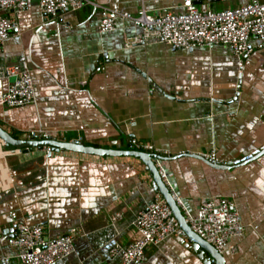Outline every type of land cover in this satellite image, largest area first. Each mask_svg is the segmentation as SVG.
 I'll list each match as a JSON object with an SVG mask.
<instances>
[{
  "label": "crops",
  "instance_id": "obj_1",
  "mask_svg": "<svg viewBox=\"0 0 264 264\" xmlns=\"http://www.w3.org/2000/svg\"><path fill=\"white\" fill-rule=\"evenodd\" d=\"M89 1L132 15L181 13L185 2ZM252 1L193 0L215 12ZM101 18L89 4L50 19L39 0H30L17 16L18 30L0 47V68L29 71L35 102L6 107L11 81L1 80L0 128L21 141L35 131L102 149L133 141L153 146L194 211L211 198L237 205L246 231L233 241L238 254L225 255L227 264H264V49L240 60L221 46L127 48L141 30L119 19L114 32L103 34ZM45 148L7 157L0 142V264L3 257L16 261L9 240L17 222L45 223L50 238L79 229L76 253L59 264L111 263V249L136 238L135 216L158 193L153 175L134 157L49 155ZM213 153L220 165L250 160L218 169L205 158ZM117 214L123 217L114 221ZM137 264L204 261L188 237H172Z\"/></svg>",
  "mask_w": 264,
  "mask_h": 264
},
{
  "label": "built area",
  "instance_id": "obj_2",
  "mask_svg": "<svg viewBox=\"0 0 264 264\" xmlns=\"http://www.w3.org/2000/svg\"><path fill=\"white\" fill-rule=\"evenodd\" d=\"M29 2L30 0H0V47L18 30L17 16L27 8ZM39 4L43 14L50 19H58L62 14L79 11L92 4L100 9V32L103 34L114 32L119 19L129 21L141 32L127 42V48L151 43L186 50L221 46L230 49L240 60L264 49V3L259 0L220 12L200 10L193 0H185L184 11L181 13L168 10L159 15H153L146 9L132 15L90 3L89 0H39ZM253 39L258 43L252 44ZM1 80L11 81L3 96L6 107L14 109L34 104L35 87L29 71L18 65L0 68ZM27 137L29 140L51 139L48 134L35 131ZM0 142L6 145L4 141ZM131 144L155 157L153 161L162 182L191 230L212 245L219 254L236 257L238 248L233 241L245 234L246 227L235 202L228 198H211L203 201L194 211L166 169L163 155L156 152L153 146H141L137 141ZM45 149L49 155L53 153L52 148ZM21 152L7 151L3 155L15 156ZM205 158L214 162L217 160L214 153ZM122 217L123 215L117 214L113 220L118 221ZM133 226L136 238L127 246L113 247L109 264L142 263L147 259L150 249L172 237H186L161 193H157L155 199L137 213ZM79 231L75 228L69 233L50 238L45 223L29 226L17 222L15 233L9 240L11 248L17 251L16 261L3 257L1 264H59L76 253Z\"/></svg>",
  "mask_w": 264,
  "mask_h": 264
},
{
  "label": "water",
  "instance_id": "obj_3",
  "mask_svg": "<svg viewBox=\"0 0 264 264\" xmlns=\"http://www.w3.org/2000/svg\"><path fill=\"white\" fill-rule=\"evenodd\" d=\"M0 140L6 143L5 148L7 150L22 149L25 153L29 151L32 152L34 149H44L45 147H50L53 149V151L62 150L102 158L134 157L141 160L142 163L146 165L148 171L153 175L156 184V190L158 191V193H161L163 195V197L171 207L176 219L179 221L181 227L185 231L186 237L189 238V243L191 244L192 248L199 254V257L202 261H204V264H227L225 256L219 254L212 245L206 243L200 237H198L186 223L181 210L178 208L168 189L162 182L156 165L153 161L155 157L151 154L142 150H135L133 149L132 145H129L126 148L114 146L113 148L102 149L87 147L78 141L72 143L57 141L54 139L21 141L15 139L12 135L4 131L2 128H0ZM162 159L168 160L167 157H162ZM249 160L250 159H245L244 161L228 165H220L219 163H216L214 161H209V164L218 169H233L236 166L247 164Z\"/></svg>",
  "mask_w": 264,
  "mask_h": 264
},
{
  "label": "rangeland",
  "instance_id": "obj_4",
  "mask_svg": "<svg viewBox=\"0 0 264 264\" xmlns=\"http://www.w3.org/2000/svg\"><path fill=\"white\" fill-rule=\"evenodd\" d=\"M5 147H6V145H4ZM7 150V149H6ZM15 150H21L22 152H23V150L22 149H14V150H8V151H15ZM60 151H62V150H60ZM55 151H53V153H54ZM59 152V151H58ZM3 153H5L4 151H3ZM4 156V155H3ZM16 156V155H15ZM160 176V175H159ZM162 180V179H161Z\"/></svg>",
  "mask_w": 264,
  "mask_h": 264
}]
</instances>
